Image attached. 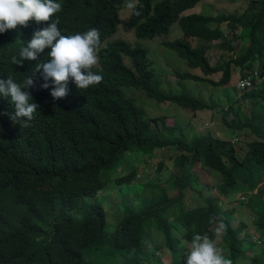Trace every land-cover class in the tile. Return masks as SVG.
Returning <instances> with one entry per match:
<instances>
[{
	"label": "trees",
	"instance_id": "1",
	"mask_svg": "<svg viewBox=\"0 0 264 264\" xmlns=\"http://www.w3.org/2000/svg\"><path fill=\"white\" fill-rule=\"evenodd\" d=\"M202 1L139 0L142 14L130 12L123 21L141 40L168 35L173 24H179L185 37L163 42L188 62L189 71L173 72L177 88L182 87L179 91L170 83L163 88L168 81L155 72L149 49L112 39L118 34L126 0H57L62 11L53 19H59L62 34L96 28L102 41L93 71L103 81L79 91L69 80L62 98L52 97L51 78L45 81L42 70L35 72L36 64L47 61L50 49L40 54L41 61L11 63V57H18L48 22L33 19L27 27L18 25L0 33V79L10 76L22 85L31 76L33 85L22 91L27 90L31 102L39 106L30 126L22 127L3 114H14L15 107L10 97L0 94V264H185L194 234H207L233 264H264V247L255 252L264 240V191L245 203L237 199L264 187V80L254 76L255 71L264 76V0H248L243 11L234 15H184ZM194 39L201 44L194 46ZM220 41L233 58L213 65L209 51ZM235 67L241 69L240 78L251 77L253 84L239 93L227 107L223 123L216 126L227 138L208 129L190 137L182 127L167 124L169 114L148 117L131 96L142 91L158 103L194 112L212 110L216 105L196 98L186 82L223 87ZM218 74L221 79L216 81ZM44 83L48 88L42 87ZM244 133L254 138L247 141L246 153L240 154L236 141ZM168 148L178 152L170 158V175L157 181L165 162H156L155 173L148 175L151 180L142 191L126 195L137 204L126 203L123 218L107 235L109 213L98 195L114 167L129 165L116 178L118 185L135 184L136 178L141 179L135 158L141 157V164L154 156L163 159ZM216 173L222 182L218 191L209 185L213 192L207 195L199 175L211 178ZM169 183L173 195L166 187ZM188 192L201 195L204 203L187 207ZM234 200L237 205L232 207ZM246 204L248 223L236 216ZM220 222L226 231L217 236Z\"/></svg>",
	"mask_w": 264,
	"mask_h": 264
},
{
	"label": "rangeland",
	"instance_id": "2",
	"mask_svg": "<svg viewBox=\"0 0 264 264\" xmlns=\"http://www.w3.org/2000/svg\"><path fill=\"white\" fill-rule=\"evenodd\" d=\"M248 4V0H203L199 3L194 9L186 12L184 15H191V14H202L206 16H217L219 14H228L234 15L239 14L243 11L244 7ZM130 15V10L125 8L121 12V24L118 29V34L112 39H124L130 43H138L143 47L147 48L151 52V58L154 61V68L155 72L160 76L163 82H167V86L164 85L163 88H169V83L172 88L175 86L176 89L178 86V81L174 76V71H182L186 72L189 71L188 62L180 58L176 51L171 50L163 46V42L166 41H175L178 39H183L185 37L184 31L180 28L179 24L176 22L170 29V33L168 35H163L157 37L153 40H141L136 39L134 32L128 30L124 26V22ZM19 34V33H15ZM22 35V33H20ZM33 38V37H32ZM30 38V40L32 39ZM193 45L197 46L201 44V41L198 39L193 40ZM216 47H211L209 51V58L213 65H218L220 62L229 60L233 58V54L230 51H227L221 45V41L215 44ZM258 64H255V69H258ZM242 75L240 67H235L232 70V79L223 87H216L210 83H196L193 81L186 82L188 85V89L193 92V95L196 98L203 100L206 104L209 103V106L216 107L214 109H207L205 111L194 112L193 110H186L182 107H179L173 103H158L156 100L148 99L145 96V92L142 91H135L134 93H130L132 97L136 99V103L138 106L142 107L146 115L148 117H156L161 115H168L169 119L167 121L168 125H176L182 127L184 132H186L190 137L196 133L197 131H202L203 129H208L216 133L217 135H223L224 138H227V135L224 133L219 132L216 126L221 122L224 121V113L227 107L232 104L236 98L238 97L241 90L238 89L237 84ZM221 79V74H218L214 77V80L218 81ZM177 90H182V87L179 86ZM249 90V89H246ZM230 131V130H228ZM229 133V132H228ZM231 134V133H229ZM253 136L246 135L245 133L240 135L238 140L236 141V146L238 152L240 154L246 153L247 148V141L253 139ZM178 153L177 150H173L171 148L163 150V159L161 157H151L147 158L148 160L140 162L141 157L135 158L134 160V167L137 172L140 174L141 179H135V184H122L118 185L116 178L120 175L125 174L127 172V168L129 165L127 163L123 164V168L115 170L111 172V175L108 179L107 185L105 190L98 195V200L103 203L104 208L108 211V224L106 227V234L111 235L114 229L117 227L118 221L123 218L124 210L126 207V203L134 204L136 202L129 201L127 199V193H134L136 191L141 192L145 183L148 180H151L148 177L149 174H154L156 162L164 161L165 167L161 170L162 172L157 173L155 178L157 181H164L173 170V161L170 159L171 156H175ZM133 156V155H132ZM128 157V156H127ZM134 157V156H133ZM162 159V160H161ZM129 163H133L131 158H127ZM154 162V163H153ZM153 163V166H148L147 164ZM125 170V171H124ZM207 177H206V176ZM199 175L201 178V187L203 190L207 191V195H210L212 192H209V185L215 187L216 191H218V186L222 182V176L219 173H216L214 176L208 177L207 174ZM133 182V183H134ZM151 182V181H150ZM170 183L167 184L168 192L173 195V190L171 191ZM203 185V186H202ZM147 191H151L150 187H148ZM264 187L260 186L257 190H255L249 197L246 195L242 197L241 195L237 196V199L243 198L242 202L244 203L249 200L250 198L256 199V196H260L263 194ZM158 193L159 191L156 190ZM264 196V195H263ZM245 198V199H244ZM204 198L201 195L198 197H193L191 192H188L186 196V206L189 208L195 207L201 203H204ZM128 201V202H127ZM264 201V198H263ZM137 204V203H136ZM237 205V201L234 200L232 202V207ZM248 206L247 204L243 208H239L241 214H236L239 216V220H244L245 222H250L249 215L250 213L246 209ZM243 213V216L241 217ZM247 222V223H248ZM153 237V236H152ZM153 240V238H151ZM161 240V238H159ZM156 240V241H159ZM263 240V239H262ZM261 240V241H262ZM156 241H153L156 242ZM185 243V242H184ZM259 245L261 247L257 249L255 252L260 253L261 249L264 247V240ZM186 246H190V244H186ZM219 247V246H218ZM221 248V247H219ZM253 251L248 250V255H252ZM166 254V253H164ZM165 259H163L164 261ZM186 264V263H185Z\"/></svg>",
	"mask_w": 264,
	"mask_h": 264
},
{
	"label": "clouds",
	"instance_id": "3",
	"mask_svg": "<svg viewBox=\"0 0 264 264\" xmlns=\"http://www.w3.org/2000/svg\"><path fill=\"white\" fill-rule=\"evenodd\" d=\"M126 7L135 16L142 14L143 5L139 4V0H126ZM61 11L62 5L57 0H0V33L14 30L18 25L27 27L33 19L37 23L48 22L20 49L18 57H11V63L22 65L25 60L41 61L40 54L46 48L50 49L47 61L36 64L35 72L42 70L43 79L48 81L51 78L54 82L53 98L65 97L69 80L75 83L79 91H86L103 81V76L93 71L99 64L102 47L99 30L90 28L85 32L64 35L58 27L59 19H53ZM33 83L31 76L25 77L22 85L10 76L6 81L0 79V94L10 97L15 107L14 114H3L9 115L13 123H20L22 127L30 126L28 122L35 119L39 107L31 102L32 96L27 90L22 91ZM48 86V83L42 85L44 88ZM240 86H244L243 82ZM225 231L226 225L220 222L216 228L217 236ZM186 255V264H233L207 234H194Z\"/></svg>",
	"mask_w": 264,
	"mask_h": 264
},
{
	"label": "built area",
	"instance_id": "4",
	"mask_svg": "<svg viewBox=\"0 0 264 264\" xmlns=\"http://www.w3.org/2000/svg\"><path fill=\"white\" fill-rule=\"evenodd\" d=\"M236 34H238L239 32L238 31H235ZM254 76H257V80L258 81H262L264 80V76L263 77H260L258 76V71H255L254 72ZM243 82L244 86L241 87V83ZM252 78L251 77H246V78H240L239 81H238V84H237V87L238 89H240L241 91L243 90H246V89H251L252 88Z\"/></svg>",
	"mask_w": 264,
	"mask_h": 264
},
{
	"label": "bare ground",
	"instance_id": "5",
	"mask_svg": "<svg viewBox=\"0 0 264 264\" xmlns=\"http://www.w3.org/2000/svg\"><path fill=\"white\" fill-rule=\"evenodd\" d=\"M233 35H235V34H233ZM239 38V37H238Z\"/></svg>",
	"mask_w": 264,
	"mask_h": 264
}]
</instances>
